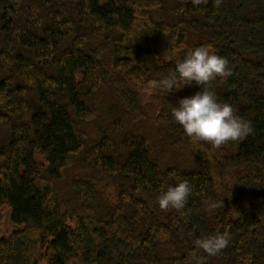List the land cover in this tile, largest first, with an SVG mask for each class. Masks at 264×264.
Returning a JSON list of instances; mask_svg holds the SVG:
<instances>
[{
	"label": "trees",
	"instance_id": "16d2710c",
	"mask_svg": "<svg viewBox=\"0 0 264 264\" xmlns=\"http://www.w3.org/2000/svg\"><path fill=\"white\" fill-rule=\"evenodd\" d=\"M203 45L253 128L219 149L171 115L201 86H151ZM182 181L185 208L161 211ZM4 206L0 264H264V0H0V222ZM217 233L219 255L194 246Z\"/></svg>",
	"mask_w": 264,
	"mask_h": 264
},
{
	"label": "clouds",
	"instance_id": "9594fccd",
	"mask_svg": "<svg viewBox=\"0 0 264 264\" xmlns=\"http://www.w3.org/2000/svg\"><path fill=\"white\" fill-rule=\"evenodd\" d=\"M191 3L200 6L207 0H191ZM221 3L222 0H214L215 7H220ZM231 75L227 58L216 54L210 45H203L186 51L176 61L175 70L162 79L152 81L151 86L169 93L193 82L201 86V91L180 99L177 106L171 109V115L193 143L203 142L219 149L230 142H242L253 132L251 122L238 116L231 104L219 102L216 93L211 90L213 81ZM191 193L188 181L179 182L161 192L157 197L158 206L165 212L180 211L185 208ZM229 244L228 233H217L194 241V246L209 257L219 255ZM195 264H203V260L197 259Z\"/></svg>",
	"mask_w": 264,
	"mask_h": 264
},
{
	"label": "rangeland",
	"instance_id": "374dc122",
	"mask_svg": "<svg viewBox=\"0 0 264 264\" xmlns=\"http://www.w3.org/2000/svg\"><path fill=\"white\" fill-rule=\"evenodd\" d=\"M37 160L43 161L44 158L42 156H37ZM1 213L2 220L0 222V231L3 236L8 237L16 229L11 220V209L9 207L4 206L1 208Z\"/></svg>",
	"mask_w": 264,
	"mask_h": 264
}]
</instances>
